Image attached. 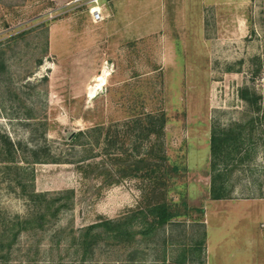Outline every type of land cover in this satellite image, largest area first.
I'll use <instances>...</instances> for the list:
<instances>
[{
    "label": "rangeland",
    "instance_id": "rangeland-1",
    "mask_svg": "<svg viewBox=\"0 0 264 264\" xmlns=\"http://www.w3.org/2000/svg\"><path fill=\"white\" fill-rule=\"evenodd\" d=\"M123 1L103 0L110 16L95 23L69 0H0V147L2 135L17 145L21 167L0 158V228L36 213L22 184L48 199L75 191L72 208L23 232L0 264H81L71 236L164 189L188 215L131 244L103 242L84 264H171L185 248L199 264L203 239L206 264H264V113L240 96L256 91L264 109V0H158L128 13ZM235 126L246 128L241 152L214 170L212 131ZM140 159L150 165L139 175L155 169L166 185L124 175ZM219 172L229 195L213 199Z\"/></svg>",
    "mask_w": 264,
    "mask_h": 264
},
{
    "label": "trees",
    "instance_id": "trees-1",
    "mask_svg": "<svg viewBox=\"0 0 264 264\" xmlns=\"http://www.w3.org/2000/svg\"><path fill=\"white\" fill-rule=\"evenodd\" d=\"M240 96L244 99L253 110L258 114L264 113L262 107V96L256 91L249 88H243ZM254 121H252L249 135L254 131ZM165 124L163 116L161 128ZM245 126H235L231 129L219 131L216 128L212 131V167L217 170L220 160L228 161L234 159L235 154H240L242 142L239 140L244 136ZM80 134V132L78 133ZM248 135V137H249ZM77 137V136H76ZM2 146L0 147V158L4 160L6 169H20L17 165L19 157V147L15 145L8 137L1 136ZM33 159L31 162H41L43 159L37 151H32ZM47 160V159H45ZM150 165L147 159H140L134 165L127 166L123 169L124 175L143 176L159 186L166 185L165 179H160L154 173L155 169H146L145 173L139 175L144 167ZM20 184L22 179L18 178ZM226 178L223 173H215L212 179L211 195L213 199L228 198V191L224 186ZM22 191L25 192L27 198L37 204L36 213L28 218H17L5 224L0 228V253L9 252L17 242L21 234L25 231H34L43 229L46 224L55 220L59 214L72 208L75 201V191L64 190L55 193V196L48 199V194L38 193L35 190L27 191L26 186L22 184ZM165 189L155 193L150 198L151 202L145 206H138L132 213L124 215L118 219H110L101 217L97 222L80 229L78 234L71 236L72 245L76 246V253L79 255L81 264L93 258L95 250L103 243L109 242L113 245L122 246L131 244L138 240L140 235L153 236L157 230L170 224L179 216L189 214L191 208L186 203L178 204L168 202ZM205 243L204 239L198 242L196 247L198 250L199 264H206L202 257V248ZM189 251L187 248L179 254V257L172 261L171 264H188ZM6 256V255H2ZM194 259V258H193ZM164 258V263H166Z\"/></svg>",
    "mask_w": 264,
    "mask_h": 264
},
{
    "label": "built area",
    "instance_id": "built-area-1",
    "mask_svg": "<svg viewBox=\"0 0 264 264\" xmlns=\"http://www.w3.org/2000/svg\"><path fill=\"white\" fill-rule=\"evenodd\" d=\"M103 0H69V3L77 8L86 10L92 21L100 23L109 18V14L106 10Z\"/></svg>",
    "mask_w": 264,
    "mask_h": 264
},
{
    "label": "crops",
    "instance_id": "crops-1",
    "mask_svg": "<svg viewBox=\"0 0 264 264\" xmlns=\"http://www.w3.org/2000/svg\"><path fill=\"white\" fill-rule=\"evenodd\" d=\"M159 1H161V0H159ZM241 0H231L230 2L232 3V5H234V6H230V5H228V4H226V2H227V0H220V2H218V4H223L222 6H223V8L224 9H227L228 7H230V8H232V7H235V6H237V5H242L241 3H238V2H240ZM129 3H126V2H124L123 1V3H124V5H123V11L125 12V13H128V11L131 9V8H133V7H135V8H137L138 10H140V9H143V7H145V5L146 4H148V3H150L151 5H153V6H155L156 8L157 7H159L158 6V0H129L128 1ZM107 12H108V14H109V11L107 10ZM110 15V14H109ZM126 16H127V14H125ZM92 20V19H91Z\"/></svg>",
    "mask_w": 264,
    "mask_h": 264
},
{
    "label": "bare ground",
    "instance_id": "bare-ground-1",
    "mask_svg": "<svg viewBox=\"0 0 264 264\" xmlns=\"http://www.w3.org/2000/svg\"><path fill=\"white\" fill-rule=\"evenodd\" d=\"M107 73L105 72L98 77L97 79L98 83L94 86H91L89 89L90 94H96L97 90L100 89L105 84Z\"/></svg>",
    "mask_w": 264,
    "mask_h": 264
}]
</instances>
